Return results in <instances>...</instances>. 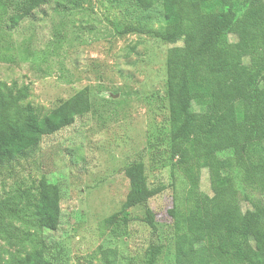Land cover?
<instances>
[{
  "label": "trees",
  "instance_id": "1",
  "mask_svg": "<svg viewBox=\"0 0 264 264\" xmlns=\"http://www.w3.org/2000/svg\"><path fill=\"white\" fill-rule=\"evenodd\" d=\"M45 1L33 0L31 7ZM136 1L145 9L161 4L168 26L185 27L169 42L167 61L171 152L186 165L189 185L174 195L170 209L177 231L186 233V241L177 245L176 264H264V199L257 195L264 193V98L259 90L260 85L264 89V55L253 63L246 42L254 44L257 35L250 31L246 39L245 33L254 3H260L257 18L264 24V0ZM28 13H13L10 1L0 0V71L5 74L0 79V165L24 156L92 109L88 86L43 118L23 103L30 87L17 84L16 77L24 75L15 65L14 30ZM231 71V82L224 84L221 76ZM180 78L188 97L176 91ZM70 164L67 148L54 143L42 153L38 186L0 198V264H55L51 252L63 236L61 181ZM162 175L151 185L145 163L133 162L87 183L86 218L73 219L68 245L80 254L100 246L102 264H134L129 210L144 208L156 229L149 202L174 182L173 175ZM200 213L199 231L188 233L187 223ZM104 221L113 222L107 244L99 227ZM160 250H150V264L159 263Z\"/></svg>",
  "mask_w": 264,
  "mask_h": 264
},
{
  "label": "rangeland",
  "instance_id": "2",
  "mask_svg": "<svg viewBox=\"0 0 264 264\" xmlns=\"http://www.w3.org/2000/svg\"><path fill=\"white\" fill-rule=\"evenodd\" d=\"M9 1L13 13L29 9L14 30L15 65L24 75L16 77L17 84L30 87L23 103H30L43 118L88 86L92 109L73 125L45 137L24 156L0 165V198L35 189L43 169L42 153L62 142L71 164L61 181L63 236L50 257L55 264H102L100 246L80 254L67 243L73 219L86 218V185L133 162H144L151 185L161 174L173 175L174 182L149 202L156 229L148 223L144 208L129 210L128 241L134 264H150L149 253L156 246L161 249L158 264H176L177 245L186 241V233L177 231L170 209L175 205L174 195L189 185L183 175L186 165L171 152L167 61L169 42L184 34L185 27L168 26L161 4L145 9L136 0H46L34 8L33 0ZM257 6L260 3L248 11L245 32L246 39L250 31L257 35L254 44L246 42L254 64L264 55V24L257 18ZM231 74L222 75L221 81L230 83ZM0 79H5L3 71ZM259 90L264 98L263 85ZM176 91L188 97L183 78L176 81ZM257 195L264 199V193ZM201 216L187 223L188 233L199 231ZM112 226V221L99 224L106 244L113 239Z\"/></svg>",
  "mask_w": 264,
  "mask_h": 264
}]
</instances>
